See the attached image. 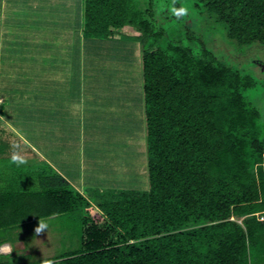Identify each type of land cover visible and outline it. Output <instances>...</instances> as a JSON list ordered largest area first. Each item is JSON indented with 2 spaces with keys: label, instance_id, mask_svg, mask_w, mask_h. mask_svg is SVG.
<instances>
[{
  "label": "trees",
  "instance_id": "1",
  "mask_svg": "<svg viewBox=\"0 0 264 264\" xmlns=\"http://www.w3.org/2000/svg\"><path fill=\"white\" fill-rule=\"evenodd\" d=\"M194 8L235 60L253 63L264 49V0H195ZM83 18L84 36L97 45L119 35L141 52L149 189L88 199L50 167L22 189L0 174V231L60 216L80 227L74 243L66 240L77 248L38 262L0 254V264H264L256 217L264 212V111L249 98L258 79L209 48L170 38L151 3L84 0ZM128 27L138 35H123Z\"/></svg>",
  "mask_w": 264,
  "mask_h": 264
},
{
  "label": "crops",
  "instance_id": "2",
  "mask_svg": "<svg viewBox=\"0 0 264 264\" xmlns=\"http://www.w3.org/2000/svg\"><path fill=\"white\" fill-rule=\"evenodd\" d=\"M83 15L84 0H0V174L10 186H33L48 167L88 199L147 185L141 52L119 35L105 47L87 39Z\"/></svg>",
  "mask_w": 264,
  "mask_h": 264
},
{
  "label": "rangeland",
  "instance_id": "3",
  "mask_svg": "<svg viewBox=\"0 0 264 264\" xmlns=\"http://www.w3.org/2000/svg\"><path fill=\"white\" fill-rule=\"evenodd\" d=\"M140 9H146L150 3L155 10L158 23L167 29L170 38L175 36H182L183 43L194 50H201L206 47L215 51L219 56L226 60L232 66L241 70H245L254 75L260 82V87L257 91L250 92L249 98L256 103L262 111H264V69L259 68L256 61H264V49L253 56V63L243 60L239 62L233 57L224 52L223 41L220 31H210V28L204 21L196 15L194 3L195 0H135ZM170 18V21L168 19ZM180 18V20H175ZM216 37V41H214ZM221 44V45H220ZM221 46V47H220ZM140 54L137 50L135 53ZM240 59V57H238ZM113 69L117 68V61L113 60ZM120 64V63H119ZM264 65L262 62L261 66ZM140 65L134 59V77L141 78L139 70ZM132 189L148 190L149 182L146 187H135L129 185ZM44 225L41 231H37ZM26 230H3L0 231V239L8 241L12 247L8 254H12V262H38L43 259L59 256L70 249L77 248L78 245L66 243V240L75 241V233L80 228L77 223L65 216L57 218L37 221L33 224L27 225ZM23 236V237H22ZM23 240L15 241L18 238ZM64 240V242H63ZM74 243V242H73ZM5 249V248H4ZM1 249L0 254H3ZM19 256H17V255Z\"/></svg>",
  "mask_w": 264,
  "mask_h": 264
},
{
  "label": "built area",
  "instance_id": "4",
  "mask_svg": "<svg viewBox=\"0 0 264 264\" xmlns=\"http://www.w3.org/2000/svg\"><path fill=\"white\" fill-rule=\"evenodd\" d=\"M0 104H1V99H0ZM256 217L260 222L264 223V212L256 214Z\"/></svg>",
  "mask_w": 264,
  "mask_h": 264
},
{
  "label": "clouds",
  "instance_id": "5",
  "mask_svg": "<svg viewBox=\"0 0 264 264\" xmlns=\"http://www.w3.org/2000/svg\"><path fill=\"white\" fill-rule=\"evenodd\" d=\"M44 225L42 224L41 227L39 229H37V231H41L43 229ZM44 264H50L49 261H44Z\"/></svg>",
  "mask_w": 264,
  "mask_h": 264
},
{
  "label": "flooded vegetation",
  "instance_id": "6",
  "mask_svg": "<svg viewBox=\"0 0 264 264\" xmlns=\"http://www.w3.org/2000/svg\"><path fill=\"white\" fill-rule=\"evenodd\" d=\"M256 64L261 66L262 62L261 61H256Z\"/></svg>",
  "mask_w": 264,
  "mask_h": 264
},
{
  "label": "water",
  "instance_id": "7",
  "mask_svg": "<svg viewBox=\"0 0 264 264\" xmlns=\"http://www.w3.org/2000/svg\"><path fill=\"white\" fill-rule=\"evenodd\" d=\"M263 69H264V65H263Z\"/></svg>",
  "mask_w": 264,
  "mask_h": 264
}]
</instances>
